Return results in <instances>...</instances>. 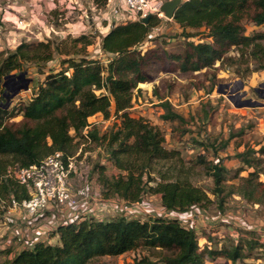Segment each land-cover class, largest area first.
<instances>
[{"label": "trees", "instance_id": "trees-1", "mask_svg": "<svg viewBox=\"0 0 264 264\" xmlns=\"http://www.w3.org/2000/svg\"><path fill=\"white\" fill-rule=\"evenodd\" d=\"M94 2L104 6L108 0ZM173 20L189 42L185 54L175 57L182 72L212 69L217 62L222 66L234 60L228 57L233 48L241 56L247 53L264 60V0H187L180 5ZM244 20H250L263 31L246 35ZM159 22L157 16H151L147 24L124 21L112 25L102 41V50L109 56L105 65L83 54H79L78 60L74 57L63 60L68 69L49 76L22 108L24 119L32 125L25 124L17 130L6 123L7 79H14V73L28 64L51 62L61 49L51 41L21 43L14 52L6 57L2 55L0 156L10 158V163L0 161V214L8 206L2 202L10 205L12 201L30 198L26 186L7 176L9 168L38 164L55 152L69 155V149L79 138L103 148L116 170L108 175L105 166L99 169L101 198L136 204L142 203L147 195L159 196L166 210L177 213L210 203L208 192L189 180L181 152L165 148L162 130L144 117L136 118L130 113L138 84L147 82L144 69L150 49L142 45ZM73 42L83 43V48L92 44L86 36ZM67 54L70 56L68 51ZM169 58L174 57L169 55ZM161 104L165 120L184 122L168 101ZM96 115L116 121L101 133L90 121ZM261 154H264L263 147L259 150L248 147L239 154L241 162L254 169L247 178H240L238 185L246 187L239 192L249 199L255 195L251 182L261 173L257 157ZM194 165L201 166L213 178L214 195H222L227 173L222 161L214 163L201 157ZM51 236H56L55 242L37 241L0 264H91L99 258L117 257L140 248L158 250L162 264H206L219 255L231 264H254L249 261L253 258L251 251L264 248L258 239L257 243L251 239L245 244L237 239L235 244L217 249L199 245L193 228L182 225L177 218L164 217L121 216L106 220L83 217L60 224ZM136 264L155 263L142 259Z\"/></svg>", "mask_w": 264, "mask_h": 264}, {"label": "rangeland", "instance_id": "rangeland-1", "mask_svg": "<svg viewBox=\"0 0 264 264\" xmlns=\"http://www.w3.org/2000/svg\"><path fill=\"white\" fill-rule=\"evenodd\" d=\"M126 16L120 0L108 1L104 6H98L94 0H0V61L2 55L6 57L14 52L21 43L51 41L61 49L51 62L28 64L22 71L15 72L17 82L13 77L7 79L11 97L7 125L13 130L25 124L32 125L24 119L22 108L49 76L68 69L62 64L63 60L70 57L78 60L79 54H83L105 65L109 56L102 50L103 37L112 25L124 23ZM159 19L142 45L150 49L144 69L147 82L138 84L130 113L136 118L144 117L162 130L165 148L181 152L189 180L209 194L210 203L200 206L204 215L193 219L185 216L180 220L181 224L193 227L199 245H210L213 249L235 244L237 239L244 244L251 239L264 244V154L257 156L261 173L251 182L254 197L243 196L240 193L243 185L242 188L238 186L240 178H247L254 172L241 162L239 154L248 147L264 148V60L247 53L241 56L233 48L228 57H234V60L222 66L217 62L212 69L182 72L176 58L185 54L189 42L174 20ZM243 26L246 35L263 31L250 20H244ZM81 36H86L92 44L87 48H83V43L76 45L73 40ZM169 55L174 58L170 59ZM26 81H29V89L11 96L14 89ZM165 101L185 119L184 122L164 119L165 110L161 103ZM253 103L258 106H251ZM113 119L105 120L100 115L90 121L103 133L116 121ZM80 151L88 169L71 181L70 188L75 200H80L85 194L95 198L92 202L97 207L86 214L103 220L121 216L174 218L175 215L162 206L157 196L147 195L139 205L115 198H101L99 169L105 166L108 175H113L116 170L103 148L79 138L68 154L76 155ZM201 157L214 163L221 160L226 167L222 195H214L213 178L201 166L194 165ZM0 161L10 163V158L0 156ZM2 204L8 205L4 209L10 206L8 202ZM161 255L158 250L140 248L117 257L99 258L91 264H136L142 259L162 264ZM250 255L252 263L264 264V248L263 251L255 248ZM206 264L231 262L219 255Z\"/></svg>", "mask_w": 264, "mask_h": 264}, {"label": "built area", "instance_id": "built-area-1", "mask_svg": "<svg viewBox=\"0 0 264 264\" xmlns=\"http://www.w3.org/2000/svg\"><path fill=\"white\" fill-rule=\"evenodd\" d=\"M120 2L127 14L126 18L123 19L124 21H142L148 16L164 17L161 8L166 0H120ZM86 139L90 141L87 137ZM82 156V151L72 156L65 155L63 152H55L38 164L9 168L7 176L12 177L20 185L26 186L30 198L22 202L12 201L3 213L9 214L11 210H22L27 217V221L31 223L42 213L49 210L53 213L52 217L54 218V222L50 227L51 232L55 231L60 224L71 223L83 217L91 216L86 214L80 217H71L66 213L67 209L77 208L83 201L82 199L91 198L93 200V197L89 194H85V197L83 196L80 200H75L72 196L71 181L75 177H81L83 170L88 169ZM136 204L139 205L140 203ZM169 213H173L174 218L181 220L185 216L193 219V217L204 215L205 212L200 207L195 206L185 213L172 211Z\"/></svg>", "mask_w": 264, "mask_h": 264}, {"label": "crops", "instance_id": "crops-1", "mask_svg": "<svg viewBox=\"0 0 264 264\" xmlns=\"http://www.w3.org/2000/svg\"><path fill=\"white\" fill-rule=\"evenodd\" d=\"M99 116L96 115L91 119ZM82 200L77 208L67 209L66 213L71 217H80L97 207L91 198ZM52 215L51 211H45L29 223L22 210H11L9 214H0V261L11 259L16 253L32 247L37 241L55 242L56 236L53 237L50 233V227L54 222Z\"/></svg>", "mask_w": 264, "mask_h": 264}, {"label": "water", "instance_id": "water-1", "mask_svg": "<svg viewBox=\"0 0 264 264\" xmlns=\"http://www.w3.org/2000/svg\"><path fill=\"white\" fill-rule=\"evenodd\" d=\"M184 0H170L164 3L161 10L164 13V17L168 20H172L175 16L176 11L180 7V5L183 3ZM151 16H148L147 18L143 19L142 22L147 24L150 20ZM29 89V81H26L24 85H18L11 96L17 95L22 90H28ZM11 102V97L8 96L6 105L9 106ZM251 106H258L257 103L251 104Z\"/></svg>", "mask_w": 264, "mask_h": 264}, {"label": "flooded vegetation", "instance_id": "flooded-vegetation-1", "mask_svg": "<svg viewBox=\"0 0 264 264\" xmlns=\"http://www.w3.org/2000/svg\"><path fill=\"white\" fill-rule=\"evenodd\" d=\"M18 80V79H17ZM17 80L13 79V81L17 82Z\"/></svg>", "mask_w": 264, "mask_h": 264}]
</instances>
